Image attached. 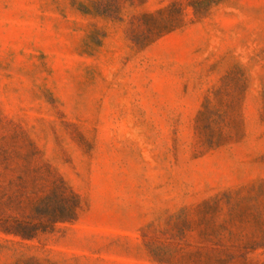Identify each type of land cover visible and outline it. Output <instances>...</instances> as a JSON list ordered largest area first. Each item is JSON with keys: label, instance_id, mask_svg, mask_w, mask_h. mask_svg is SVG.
Returning <instances> with one entry per match:
<instances>
[{"label": "rangeland", "instance_id": "374dc122", "mask_svg": "<svg viewBox=\"0 0 264 264\" xmlns=\"http://www.w3.org/2000/svg\"><path fill=\"white\" fill-rule=\"evenodd\" d=\"M0 264H264V0H0Z\"/></svg>", "mask_w": 264, "mask_h": 264}]
</instances>
